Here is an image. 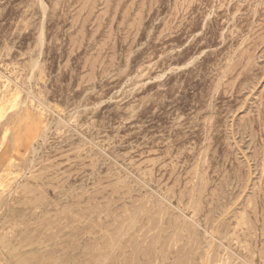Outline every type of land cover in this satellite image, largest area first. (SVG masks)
<instances>
[{
    "label": "rangeland",
    "instance_id": "374dc122",
    "mask_svg": "<svg viewBox=\"0 0 264 264\" xmlns=\"http://www.w3.org/2000/svg\"><path fill=\"white\" fill-rule=\"evenodd\" d=\"M0 264H264V0H0Z\"/></svg>",
    "mask_w": 264,
    "mask_h": 264
},
{
    "label": "bare ground",
    "instance_id": "6f19581e",
    "mask_svg": "<svg viewBox=\"0 0 264 264\" xmlns=\"http://www.w3.org/2000/svg\"><path fill=\"white\" fill-rule=\"evenodd\" d=\"M22 106V105H21Z\"/></svg>",
    "mask_w": 264,
    "mask_h": 264
}]
</instances>
